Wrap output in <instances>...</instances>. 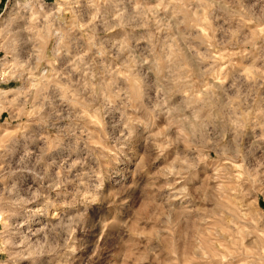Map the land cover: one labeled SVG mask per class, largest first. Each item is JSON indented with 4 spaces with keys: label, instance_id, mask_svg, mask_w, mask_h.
I'll use <instances>...</instances> for the list:
<instances>
[{
    "label": "clouds",
    "instance_id": "clouds-1",
    "mask_svg": "<svg viewBox=\"0 0 264 264\" xmlns=\"http://www.w3.org/2000/svg\"><path fill=\"white\" fill-rule=\"evenodd\" d=\"M9 15L0 264H264V0Z\"/></svg>",
    "mask_w": 264,
    "mask_h": 264
},
{
    "label": "rangeland",
    "instance_id": "rangeland-1",
    "mask_svg": "<svg viewBox=\"0 0 264 264\" xmlns=\"http://www.w3.org/2000/svg\"><path fill=\"white\" fill-rule=\"evenodd\" d=\"M49 6L53 5L55 0H46ZM7 6V7H6ZM11 8V0H1L0 1V30L8 29L11 30L13 26V18L9 15V10ZM220 34H217V39H220ZM235 49L223 50L225 57H227L228 52L234 51ZM4 58L3 51H0V60ZM238 59V58H234ZM226 62V60H225ZM20 87V82L17 80H10L8 83H0V89L7 91L8 89H16ZM11 99V96H9ZM8 118V113L4 112L0 115V124L3 123L5 119ZM11 131V129H9ZM252 200L255 202V206L258 210L264 211V192L256 193L252 197Z\"/></svg>",
    "mask_w": 264,
    "mask_h": 264
},
{
    "label": "crops",
    "instance_id": "crops-1",
    "mask_svg": "<svg viewBox=\"0 0 264 264\" xmlns=\"http://www.w3.org/2000/svg\"><path fill=\"white\" fill-rule=\"evenodd\" d=\"M1 1V0H0Z\"/></svg>",
    "mask_w": 264,
    "mask_h": 264
}]
</instances>
